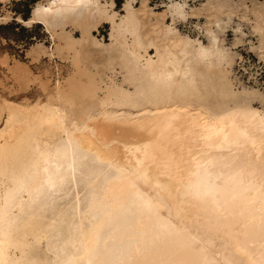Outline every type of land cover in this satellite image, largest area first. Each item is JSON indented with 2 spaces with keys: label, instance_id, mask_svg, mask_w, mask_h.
<instances>
[{
  "label": "bare ground",
  "instance_id": "bare-ground-1",
  "mask_svg": "<svg viewBox=\"0 0 264 264\" xmlns=\"http://www.w3.org/2000/svg\"><path fill=\"white\" fill-rule=\"evenodd\" d=\"M133 1L120 15L113 0H47L23 20L58 38L68 71L45 101L0 100V264H264L259 95L233 89L213 34L144 30L146 0ZM101 22L107 43L91 32ZM86 44L105 59L88 62Z\"/></svg>",
  "mask_w": 264,
  "mask_h": 264
},
{
  "label": "rangeland",
  "instance_id": "rangeland-1",
  "mask_svg": "<svg viewBox=\"0 0 264 264\" xmlns=\"http://www.w3.org/2000/svg\"><path fill=\"white\" fill-rule=\"evenodd\" d=\"M46 1L0 0V100L6 98L16 104L45 101L57 78L68 71V61L54 50L58 38L41 22H23L31 18L38 3ZM105 1L107 4L110 2L102 0ZM113 1V6L108 8L123 15L126 0ZM170 1L183 4L187 13L185 17L172 16L166 10V4ZM146 4L149 10L143 15L140 12L146 25L144 30L150 31L153 24L163 22L174 27L180 36L198 40L202 45H208L212 36L210 34H213L218 46L233 57L231 65L227 67L233 89L256 90L259 96L252 99V105L264 109V56L258 49L261 44L259 32L252 27L263 19L259 18V14L264 13V0H146ZM132 5L140 8L141 0H134ZM66 29H71L75 38L80 37L77 28L69 24ZM91 32L107 43L110 23L101 22ZM160 37L164 38V34ZM82 47L88 62H101L106 57V52L100 51L95 45L86 44ZM149 53L153 55L154 49H149ZM17 64L27 68L26 77L29 78L18 80L12 74V67ZM5 115L3 111L0 125Z\"/></svg>",
  "mask_w": 264,
  "mask_h": 264
}]
</instances>
